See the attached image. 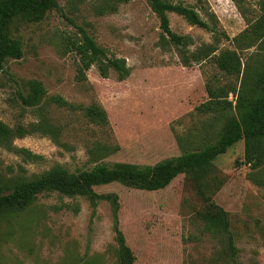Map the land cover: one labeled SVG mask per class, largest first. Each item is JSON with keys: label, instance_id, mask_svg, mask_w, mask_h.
Wrapping results in <instances>:
<instances>
[{"label": "rangeland", "instance_id": "rangeland-1", "mask_svg": "<svg viewBox=\"0 0 264 264\" xmlns=\"http://www.w3.org/2000/svg\"><path fill=\"white\" fill-rule=\"evenodd\" d=\"M169 1L193 6L207 21L216 19L217 47L236 50L243 68L252 67L255 56L264 53V44L248 47L249 39L236 40L260 15L262 0ZM111 2L58 0L44 19L13 26L23 55L8 59L0 68V120L14 125L37 119L34 109L24 106L19 97L27 82L35 79L48 95L74 104L102 105L110 124H91L79 110L49 105V116L60 127V142L42 134L17 138V146L40 155L34 161L0 146V180L31 177L57 164L78 171L96 163L153 165L180 155L194 148L212 125L211 114L196 110L209 98L207 81L239 90L243 73L227 75L211 61L185 66L174 48L160 46V20L147 0L118 2L115 11L107 6ZM169 19L173 31L191 36L193 46L214 43L212 31L175 12H169ZM83 32L109 56L124 59L129 75L121 79L110 69L103 77L93 65L85 71V80L78 79L74 45ZM229 99L235 104L234 93ZM99 143L110 153L95 161L90 148ZM214 164L213 173L202 180L206 192L184 174L158 190L116 182L95 188L98 193H117L119 225L136 264H225L215 258L221 241L202 220L208 200L228 212L241 264H264V184L250 176L244 140ZM258 174L264 178V168ZM113 223L106 199L93 205L82 196L41 193L26 210L0 219V264H120Z\"/></svg>", "mask_w": 264, "mask_h": 264}, {"label": "trees", "instance_id": "trees-1", "mask_svg": "<svg viewBox=\"0 0 264 264\" xmlns=\"http://www.w3.org/2000/svg\"><path fill=\"white\" fill-rule=\"evenodd\" d=\"M122 1L128 0H112L107 6L109 10L115 11L117 3ZM147 1L160 20L158 44L174 48L185 66L211 61L227 75L239 76L243 73L239 90L235 85L217 84L214 79L207 81L205 87L209 98L197 105L196 110L212 115L210 130H206L194 148H187L180 155L163 159L153 165L130 162L96 163L89 169L71 171L57 164L31 177L16 176L0 180V219L26 210L37 200L39 194L45 192L55 191L68 197L82 196L93 205L102 199L108 200L114 215L113 230L120 264L136 263L135 255L119 225V198L115 192L98 193L96 187L116 182L132 188L158 190L170 184L179 174H184L190 181L200 185V192H206L202 180L213 173L215 159L240 140H244L245 144V162L252 168L250 176L264 184V178L258 174L264 168V53L260 51L255 56L252 67L243 68L242 59L236 50L220 51L217 47L216 19L207 21L193 6L181 2ZM57 6L58 0H0V68L8 59H17L23 55L21 41L13 35V26L18 22L40 21L48 11ZM169 12L182 15L190 24L212 31L216 35L214 43L193 46L194 40L191 36L172 30ZM237 39L241 42L249 39L248 47L256 42L258 47L264 44V0L260 3L258 18L253 23L248 22V27ZM74 47L79 57L78 79L85 80V71L93 65L98 67L103 77H108L110 69L115 70L121 79L130 73L124 59L109 56L86 32H83L81 41ZM230 93L236 96L235 104L229 99ZM19 97L24 106L34 109L37 119L14 125L0 120V146L26 161H34L40 155L28 148L17 146V138L28 134H42L56 143L60 142V127L52 121L47 110L51 104L73 112L79 110L83 119L91 124L101 127L110 124L108 113L102 105L74 104L59 95H48L39 80H29L25 91L19 92ZM106 147L99 143L90 148L95 161L102 154L110 153ZM203 209L200 212L206 228L221 241V249L216 251L215 258L223 259L225 264H241L236 257L237 247L228 212L210 200Z\"/></svg>", "mask_w": 264, "mask_h": 264}]
</instances>
